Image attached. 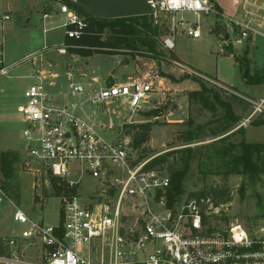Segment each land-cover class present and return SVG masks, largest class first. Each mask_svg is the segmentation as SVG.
I'll return each instance as SVG.
<instances>
[{
	"label": "built area",
	"instance_id": "obj_1",
	"mask_svg": "<svg viewBox=\"0 0 264 264\" xmlns=\"http://www.w3.org/2000/svg\"><path fill=\"white\" fill-rule=\"evenodd\" d=\"M146 2L153 24L166 29L159 39L165 56L152 59L153 64L158 68L155 61L159 62L162 70L164 63L170 64L183 75L217 89L229 87L173 57L176 40L198 39L201 17L208 15L224 19L219 24L227 33L225 43L228 31L231 44L249 37L264 38V25L227 17L214 0ZM55 10L62 18L64 37L79 39L86 33L84 16L62 2ZM51 14L44 12L42 19ZM7 20L8 14L0 16V31ZM57 51L66 53L65 47ZM7 71L0 38V76ZM161 72L146 71L112 83H101L96 77L83 82L69 76L68 93L57 94L47 90L55 86L57 72L41 68L30 75L32 83L17 106L22 120L18 158L35 177L45 173L55 178L59 220L54 226L44 224L16 208L13 219L24 228L0 236V264H264V216L247 225L238 219L227 225L215 224L212 220L222 217L228 202L216 204L210 196L187 193L170 197L168 173L150 165L157 155L137 160L123 125L134 122L131 116L141 112V105L162 89L165 77ZM246 100L253 110L241 125L264 111V96ZM121 111L129 116L122 117L114 131L107 114ZM87 179L95 184L84 190ZM2 197L12 201L0 187V203Z\"/></svg>",
	"mask_w": 264,
	"mask_h": 264
},
{
	"label": "rangeland",
	"instance_id": "obj_2",
	"mask_svg": "<svg viewBox=\"0 0 264 264\" xmlns=\"http://www.w3.org/2000/svg\"><path fill=\"white\" fill-rule=\"evenodd\" d=\"M234 1L236 4H233ZM214 2L219 11L227 17L249 21L257 26L264 25V0H214ZM54 7L48 0H0V16L9 15V20L2 23L0 31L4 60L8 69L7 75L0 76V153L17 152L14 176L9 181L14 192L6 193L12 201L2 197L0 203V236L19 232L24 228L23 224L13 219L16 208L44 224L54 226L59 220V189L55 185V178L45 173L35 177L25 170L18 158L22 120L17 106L24 101L23 91L32 83L30 75L41 68H49L58 73L55 86L47 88L48 92L54 94L68 93L69 76L73 80L83 82H90L92 77H96L104 83L122 82L127 77H136L146 71L151 73L157 70L167 73L166 83L161 85L162 89L155 91L150 101L141 105V112L131 116L134 120L132 123L144 121L152 123L149 139L143 144L147 157L174 150L167 158V165L176 169L181 165V153L178 149L192 147L193 156L184 181L185 193L189 194L203 188L208 190L215 186L225 187L229 195L228 209L220 219L214 218L212 222L227 225L230 221L238 219L246 225L258 223L262 217L260 212L264 204L258 207L255 193L264 200V175L258 182H249L242 175L223 176L221 161L213 155V149L221 146L222 143L217 139L224 134L213 136L210 133V129L218 125L214 119L220 117L221 111L218 108L215 115H212L210 111L199 108L195 102L188 104V91L197 90L199 83L192 77L182 78L183 73L177 68H172L170 64L164 63L162 70L160 63L155 61L160 67L157 68L153 64L154 61L149 58L120 53L108 54L101 49L94 50L90 55L74 51L78 45L64 40L61 16L52 13L53 16L50 18L42 19L43 12L55 10ZM221 22L224 23V19L213 15L201 17V36L198 39L178 38L172 51L173 57H176L175 54L178 55L188 65L238 94L217 89L204 82L208 87L219 91L223 99L231 102L234 112L241 117L226 133L242 127L246 141L264 142V125H250L252 120L263 117L264 111L256 112L248 123L241 125L242 120L253 110L252 104L246 99L264 96V81L254 83L257 77L264 76V38L249 37L240 44H231L229 41L232 40V33L228 31L229 41L225 43L223 29L219 24ZM44 28H47L46 32H43ZM106 34L107 31L104 30L102 37L104 38ZM227 45L230 50L227 49ZM59 47H65L66 53L59 54L57 51ZM238 55L245 56L248 62L246 75L253 77L251 84H246L245 77L242 76L246 66L235 60V56ZM123 59H126V63L122 65L120 62ZM169 75L176 80H172ZM114 106L115 103L110 105L109 109ZM152 109L158 111L156 114H159V117L144 114ZM128 116L126 111H121L120 114H107L115 126L114 131L118 130L119 124L123 122L122 117ZM188 118L195 123L211 121L191 143L182 141L183 133L188 128L186 124ZM114 131L107 136L111 137ZM240 138L241 135L236 133L230 136L229 141L237 142ZM242 182L247 185L243 198L238 191ZM94 184L93 179H87L83 182L82 189L88 190V187Z\"/></svg>",
	"mask_w": 264,
	"mask_h": 264
},
{
	"label": "trees",
	"instance_id": "obj_3",
	"mask_svg": "<svg viewBox=\"0 0 264 264\" xmlns=\"http://www.w3.org/2000/svg\"><path fill=\"white\" fill-rule=\"evenodd\" d=\"M53 1L66 3L87 20L88 27L86 28V33L79 39L64 37V40L77 44L78 47L73 50L82 55H90L94 50L101 49L104 53L108 54L120 53L154 60H159L165 56L164 51L160 47L159 39L165 34L166 29L163 25L153 24L149 15L101 19L87 15L80 7L71 4L68 0ZM82 1L87 2V0ZM216 7L219 10L217 5ZM104 30L107 31V34L103 38L102 33ZM227 49L230 50L229 45H227ZM235 60H239L243 65L248 67L245 56H235ZM161 75L164 77L168 76L167 73L163 72H161ZM242 76L245 77L246 84L253 83V77L249 75L244 76V74ZM169 77L172 80H176L173 76L169 75ZM185 77L189 76L184 75L182 78ZM192 78L199 83V89L188 91V104L195 102L194 104H197L199 108L210 111L212 115H215L218 108L221 111L220 117L214 119L218 125L210 129V133L213 136L224 134L217 139L222 143L221 146L213 149V155L221 161V173L224 177L236 174L244 176L249 182H258L261 176L264 175V142L246 141L243 137L244 129L242 127L226 133L238 123L241 117L234 112L232 103L220 96L219 91L214 90L213 87H208L196 77ZM259 81H264V76L257 77L254 83ZM112 82L110 81V83ZM157 112L155 109H152L144 112V114L146 116L158 115L156 114ZM210 123L211 121L195 123L191 118H188L186 121L188 128L183 133L182 141L185 143L193 142ZM250 125H264V116L252 120ZM151 129L152 123L149 121L123 125V132L129 136L131 147L136 151L137 160L147 157V151L143 147V144L148 141ZM236 133L241 135L239 141H229L230 136ZM178 151L181 153V165L176 169L167 165V158L174 150L157 155L150 162L151 166L156 165L159 169L165 170L168 173L171 183L170 197L180 196L185 193L184 181L193 156V150L190 146L178 149ZM16 161V151H4L0 153V187L5 193L14 192V188L12 189L9 181L14 176ZM246 186V183L242 182L238 187L241 198L244 197ZM206 195L210 196L216 204L229 200L225 187L215 186L210 187L208 190L203 188L188 194V196L195 197ZM255 196L257 197L258 207L262 206L264 204L262 197L257 193H255ZM260 216H264V207L260 212Z\"/></svg>",
	"mask_w": 264,
	"mask_h": 264
},
{
	"label": "water",
	"instance_id": "obj_4",
	"mask_svg": "<svg viewBox=\"0 0 264 264\" xmlns=\"http://www.w3.org/2000/svg\"><path fill=\"white\" fill-rule=\"evenodd\" d=\"M71 4L80 7L87 15L101 18L112 19L130 16H147L150 13L146 0H68ZM224 38L227 39L225 27H223ZM123 59L120 64H125ZM248 67L244 70V76L247 74Z\"/></svg>",
	"mask_w": 264,
	"mask_h": 264
},
{
	"label": "crops",
	"instance_id": "obj_5",
	"mask_svg": "<svg viewBox=\"0 0 264 264\" xmlns=\"http://www.w3.org/2000/svg\"><path fill=\"white\" fill-rule=\"evenodd\" d=\"M49 1V3H52L55 7V9H56V6H57V1L55 2V1H53V0H48ZM45 12H50V10H48V11H45ZM44 13V12H43ZM52 13H53V15H57V14H55V12H54V9L52 10ZM53 15H51V16H53ZM59 17V16H58ZM50 18V17H49ZM46 19H48V18H46ZM62 19V18H61ZM175 56L178 58V59H180V60H182L178 55H176L175 54ZM150 59V58H149ZM150 60H152V59H150ZM183 61V60H182ZM184 62V61H183ZM185 64H187L186 62H184ZM188 65V64H187ZM188 66H190L192 69H194V70H196L194 67H192L191 65H188ZM196 71H198V70H196ZM201 73V72H200ZM164 83H166V79L165 78H163L162 79V85H164ZM164 88V87H163ZM199 89V88H198Z\"/></svg>",
	"mask_w": 264,
	"mask_h": 264
}]
</instances>
